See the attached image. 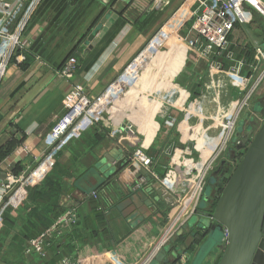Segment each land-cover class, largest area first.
<instances>
[{"label":"crops","instance_id":"1","mask_svg":"<svg viewBox=\"0 0 264 264\" xmlns=\"http://www.w3.org/2000/svg\"><path fill=\"white\" fill-rule=\"evenodd\" d=\"M125 1L43 0L39 4L23 35L27 47L26 60L20 66L9 65L0 84V195L6 175L34 166L48 150L53 137L68 124L71 113L65 110L63 102L74 86H80L88 100L98 97L140 54L149 39L183 0H171L165 5L155 0ZM250 2L257 13L264 14V7L257 0ZM109 11L118 14V18L100 39L89 45L86 43L87 37ZM242 32L245 33L236 25L231 37L235 46L242 47L246 43L242 39ZM156 44L150 47L152 53L140 58L143 65L141 73L128 87L127 93L113 96L103 110L100 121L67 143L69 150L73 146L88 145V142L98 145V150L99 142L110 132L122 134L126 141L127 127H130L134 134L128 139L132 147L138 146L161 161L164 157L162 155L157 158L159 151L169 139L173 142L172 161L192 162L193 157H196L194 148H198L196 144H201L196 130L198 122L194 118L183 125L182 109L188 106L195 109L198 105L205 116L220 118L229 111L238 92L231 87L224 74L216 76L211 73L208 62L176 36L162 35ZM69 55L76 58L77 69L71 79L65 80L59 78L56 72ZM206 126L207 122L199 128ZM110 141L113 146L109 156L118 160L122 157L121 149H117L115 141ZM67 152H63L59 158L60 163L67 162ZM117 153L119 157L115 156ZM103 158L99 163L108 166V158ZM96 162V159L90 161L81 157L74 161L73 166L79 164L85 171L97 165ZM166 165L160 163L161 176L166 175L163 171ZM95 174L93 178L81 180L79 187L71 186L67 192L70 197L67 196L63 201L64 208L74 210L76 215L79 212L81 229L86 228V222L89 226L93 221L91 206L95 202L90 200V193L106 180L104 172L102 174L95 169ZM133 176L126 175L123 182L133 183ZM143 193L147 191L144 189ZM124 197L129 198L114 204ZM130 197L129 193L124 192L119 196L99 195L98 200L102 204L98 209L107 214L105 216L112 220V224L114 221L120 225L117 212L126 202L133 203L135 199ZM25 199L11 211L21 209ZM160 205L161 211L166 210L165 204ZM157 215L155 211L143 223H138V214L136 220L127 224L130 232L124 237H118L115 243L87 238L85 235L74 244L76 257L89 258L99 252L114 249L127 262H134L137 255L150 250L145 239L158 227L148 223L151 222L149 220L155 221ZM115 232L119 236L120 231L116 229ZM30 240L26 238L24 241L25 249L21 259L24 257L31 260L30 255L25 253ZM22 263L26 261L23 259Z\"/></svg>","mask_w":264,"mask_h":264},{"label":"built area","instance_id":"2","mask_svg":"<svg viewBox=\"0 0 264 264\" xmlns=\"http://www.w3.org/2000/svg\"><path fill=\"white\" fill-rule=\"evenodd\" d=\"M42 1L0 0V84L6 76L9 65L20 66L25 62L27 47L23 41V35ZM170 1L155 0L160 5L169 4ZM257 1L261 4L259 0ZM249 7L253 8L250 0H183L162 24L159 31L149 39L140 54L98 97L88 100L83 95L82 88L75 85L63 102L65 110L71 113L68 124L53 137L48 150L34 166L27 167L17 174L6 175L0 195V229L3 227L5 213L19 206L20 202L25 199L28 187L41 183L45 179L57 153L89 126L96 125L100 121L103 110L113 96L127 93L128 87L141 73L143 65L140 63V58L152 53L150 47L156 46L157 40L162 35H174L208 62V69L211 73L216 76L224 74L231 87L238 92V97L230 104L229 111L220 118L205 116L198 105H193L195 109H190L189 106L182 109L184 114L181 122L183 125L188 124L191 119H197L198 128L196 130L199 133L198 140L201 144H196L198 147L194 148L196 157H193L191 163L185 161L174 163L171 159L173 142L168 139L157 157L163 155L167 159V165L164 167L165 176L156 172L159 162L157 159L145 153L140 147L130 145L128 139L134 135L130 127H127L128 139L126 141L121 136L122 134L116 132L107 134L108 138L115 141L117 148L121 149L126 163L112 183L99 193L91 192L90 197L98 199L99 195L101 197L115 194L114 190L119 195L123 192L130 194L154 185L159 189L160 198L167 206L165 222L145 239L150 250L137 255L134 262H127L116 250L111 249L89 258L75 260L67 258L58 263L152 264L158 254L189 224L195 212L199 210L200 202L205 198L204 191L209 175L224 159L232 142H235V145L239 144L240 139L235 140L234 136L239 128L240 118L250 111L253 100L261 94L260 90L264 86V51L261 48L264 42H251L254 48L251 62L241 60L227 67L217 62V59L223 55L226 61L231 62L234 51L230 48L229 39L236 25L243 27L251 22ZM76 69V58L68 56L56 74L61 79L69 80ZM206 122L205 128H199ZM239 156L236 157V163ZM126 175H134V182L131 184L123 182ZM75 222L74 210L66 211L42 234L28 241L25 253L46 258L47 248L52 240L71 229ZM226 239L225 233L223 240L225 243ZM187 260V255H181L179 264H186Z\"/></svg>","mask_w":264,"mask_h":264},{"label":"water","instance_id":"3","mask_svg":"<svg viewBox=\"0 0 264 264\" xmlns=\"http://www.w3.org/2000/svg\"><path fill=\"white\" fill-rule=\"evenodd\" d=\"M117 18L118 14L106 12L99 20V25L96 24L87 37L86 43L90 45L94 40L100 39ZM261 49L264 51V45ZM257 104L263 105L259 112L264 116L263 100ZM254 124L250 121L239 144H231V148L242 149L241 156L230 171L213 211L210 214H205L200 209L195 212L199 217L211 219L214 222L212 231L220 235L222 242L214 264H264V120L256 130ZM239 135L240 130L235 134V140L239 139ZM247 136V144L242 148V141ZM231 148L227 153L229 160L235 157V150ZM105 157L108 158L109 165L99 166L101 169L104 167L106 172L113 168L118 171L126 163L123 156L118 160L109 155ZM226 164L225 160L220 162L209 175L208 188H214L225 173L223 168ZM225 233L226 243L223 241ZM162 255L163 252H160L156 260Z\"/></svg>","mask_w":264,"mask_h":264},{"label":"trees","instance_id":"4","mask_svg":"<svg viewBox=\"0 0 264 264\" xmlns=\"http://www.w3.org/2000/svg\"><path fill=\"white\" fill-rule=\"evenodd\" d=\"M264 39V35H263ZM232 46H230L231 50L235 51V53L241 55V57H246L248 60L253 56L254 54V48L249 44H245L244 48L235 46L233 42L231 43ZM243 54V55H242ZM72 56V55H69ZM58 156V155H57ZM100 164V163H99ZM54 168V170H53ZM95 169L99 171V173L103 174V169L97 164L94 166ZM53 171V172H52ZM122 171V168L116 173L107 176L106 180L98 187L95 188V192L99 193L102 191L106 186H108L110 183H112L115 179V177ZM20 171L14 172L15 174L19 173ZM67 171H64V165L61 164L60 162L55 161L53 162V165L49 169V172L45 179L38 184L31 185L27 189V193L25 196V202L23 204V207L19 209L17 212L16 211H7L4 215L3 219V227L0 229V244L4 242L3 240L5 239H12L15 241L16 239L19 238V243L21 244L22 238H28L34 239L38 237V235L42 234L47 228H49L54 222L59 219L66 211L67 208L63 207V201L64 199L70 197V195L67 194L69 187V182L70 179H76L72 178L73 176L67 175ZM156 172L160 174V171H158L156 167ZM50 176L48 177V175ZM105 175V173H104ZM48 177V178H47ZM86 192H84V195ZM133 193H130L129 196H131ZM52 195L54 196L52 199ZM116 196V195H115ZM46 197V201L51 203H48L46 206L43 207L44 213H48L50 218L47 216H40L37 215V208L40 207L41 202L40 198ZM87 197V196H85ZM129 197H124V199L118 200V202H115L114 204L116 205L117 203H120L122 201H125ZM90 200L95 202L94 205L91 209V213H93V221L91 225L86 224V228L81 229V223L79 222V218H77L75 224L71 227V229L67 230V232L61 236L57 237L52 240L51 245L47 248V250L50 249V253H48V256L46 258H40L36 257L34 255H30V258L32 261H38V264H58L59 261L61 260V256L66 257L75 260L77 259L76 253L77 249L76 246H74L75 242L83 239V237L86 235L87 238H97L99 240H104V241H111L113 243L118 241V237H124L129 230V224L125 221L127 217L122 218L123 222V228H121L120 225H115V222L110 220L108 216H105L107 214H104L105 212L102 210H99L98 207L100 204H102L98 199H93L90 197ZM159 198H154L153 203H155L154 209L158 211L159 213L161 212V215L164 217V221L166 219V210L164 212L160 210V207L162 204ZM113 204V203H112ZM164 204V203H163ZM162 204V205H163ZM30 206H35L33 208L29 207ZM28 206L27 209L31 208V212L35 216L37 222L39 223L38 226L35 224H29L24 221L23 222V214L22 211H24L23 208ZM113 206V205H112ZM111 206V207H112ZM114 206L112 207V209ZM119 211V210H118ZM16 213V216L14 215ZM118 213V212H117ZM13 214V215H12ZM78 215V213H77ZM118 215V214H117ZM119 217V216H118ZM120 218V217H119ZM124 220V221H123ZM163 221V223H164ZM19 223V224H18ZM162 223V224H163ZM128 224V225H127ZM188 228L184 232H190L193 233V239H192V244L191 242H187L188 234L181 232L180 235H178L173 241L169 243V245L162 251L163 255L160 257L159 260H154L152 264H179V258L181 255H187L188 257H192L191 255L195 252L194 248V243L197 241V235L200 234V224L199 223H194V224H187ZM198 228L197 231H195V228ZM192 228V230H191ZM34 229L36 231L34 232ZM119 230V236H117V233L115 230ZM184 230V229H183ZM201 236V235H200ZM63 241V243H61ZM26 245V244H25ZM193 245V246H192ZM25 247L19 249L21 258L22 254L24 252ZM109 250V249H108ZM197 252V250H196ZM195 252V253H196ZM194 253V254H195ZM197 255V254H196ZM196 255L194 259H196ZM192 257V258H193ZM20 260V259H19ZM23 259L20 261L22 262Z\"/></svg>","mask_w":264,"mask_h":264},{"label":"rangeland","instance_id":"5","mask_svg":"<svg viewBox=\"0 0 264 264\" xmlns=\"http://www.w3.org/2000/svg\"><path fill=\"white\" fill-rule=\"evenodd\" d=\"M259 1L264 6V0H259ZM249 11L251 12V19L252 20H251V22L249 24H245L243 27H241L243 29V31L245 32V33L242 32V39L244 40V42H246V43L243 44L242 48H244L245 44L249 45L251 42H255V41H257V43L264 42V39H263V35H264V16L262 14L257 13L254 8H250ZM233 35H234V33L232 34L231 37H233ZM231 37L229 39L230 46H232L231 45V43H232ZM228 50H230V49L228 48ZM252 58L253 57H251L250 60H248L246 57H243V56L241 57V55L235 53V51H234V56H233L231 62L226 61L225 58H224V55L222 57H219L217 59V62L222 64L224 67H227L229 64H234V63H237V62H239L241 60H244L246 62H251ZM260 93L261 94L259 96H257L253 100V103L251 104V107H250V111L247 112V113H244L242 115V117L240 118L239 128H238V130H240L239 139L243 138L244 133L247 130L249 124H250V121H253L255 123L254 127L256 129L257 127H259L261 125L262 121L264 120V116L262 114H260V112H259V109L261 108L260 106L263 107V105L257 104L260 100H263V103H264V86L260 90ZM245 116H247V118ZM238 130H237V132H238ZM234 139H235V136H234ZM110 140L111 139L108 138V137H106L105 139H102L101 142H99L100 149H98V150H97V146L98 145H96V144L93 145V143L90 144L91 142L90 143L88 142V145H90V146H88L87 144L86 145H80V146H73L70 150L66 146V147H63L59 151L58 156L56 158V163L59 162L58 160H59V158L62 157L63 152L66 153L67 150H68V152H67L68 153L67 154V162L65 163V162L61 161V164L64 165V171H67L66 172L67 175L73 176L72 178H76V179H71V181H70L71 183H69V186L71 184H73L74 187H79V182H81V180H83L84 178H93V176L96 175L94 166H92L88 170L83 171L81 169V167L79 166V164H78V166L77 165L73 166L74 161L78 160L81 157L84 158V160H89L90 159V161L92 159L93 160L96 159L97 160L96 163H98V165H100L99 162L101 161V159L102 160L104 159L103 156L105 157V156L109 155L110 148L113 146V144L111 143ZM74 154H76L77 157L74 156ZM119 155H120L119 153L115 154L116 157H119ZM240 156H241V154H240ZM164 159L165 158H163V159L161 158V161L159 160V162L157 164L158 171L162 170V168L159 167L160 163H162V164H166L167 163V161L165 163V160H167V159H165V160ZM110 168H112V167H110ZM53 170H54V168H53ZM82 171H83V173H79V172H82ZM163 171H164V168H163ZM103 172H106L104 167H103ZM113 172H114V170H109L108 172H106L105 173L106 177L109 174L113 173ZM49 176H50V174L48 175V177ZM150 187L152 189L148 188V187L145 188V191H147V193H143L144 189L141 190V191L134 192L131 195V197H130L132 199H135L133 201V203L130 204V203L126 202V204H124V206L118 211L117 214L120 217L119 220H118V223L120 224L121 228H123V222L121 220L122 218L125 219V217H127L125 219V221L130 225V223H132L133 220L137 219L136 218L137 215L140 214V220L138 221V223L139 222L143 223V220H147L153 214V212L156 211L154 209L156 204L153 203L154 198L155 197L159 198L161 201L163 199L160 198L161 197V193H160L159 189L156 188V186L151 185ZM92 192H95V191H92ZM114 193H115L116 196H119V194L115 190H114ZM208 193H209V189H208V186H207L205 191H204V197H206L208 195ZM53 197L54 196L52 195V199H53ZM161 201H158V202H161ZM40 202H41L40 207L37 208V211H38L37 215L46 216V217L48 216L50 218V216H52V215H48V213L47 214L44 213L43 207L46 206L48 203H51V200H50V202H47L46 201V197H43V198H40L39 203ZM162 202L164 203V200ZM203 204H204V198L200 202V208L203 207ZM28 206L31 207V208L35 207V206H30V205H28ZM28 206L23 208L24 211H22L23 223L25 221V222H27L29 224H35V225L38 226L39 223L37 222L35 216L31 212V208L27 209ZM93 206H95L94 203L91 206V208ZM165 206H166V204H165ZM165 206H164V208H165ZM166 209H167V206H166ZM67 212H68V210H67ZM156 212L159 214V215H157V219L155 221L149 220V221H151L150 223L147 222L149 225H151V226H153L155 228L160 227L162 225L163 221H164V217L161 215V212L160 213L158 211H156ZM164 212H165V209H164ZM77 213H78V215H76V212H75L76 220H77V218L80 217L78 211H77ZM166 213H167V210H166ZM198 220H199V216L195 215L191 219V221L189 223L193 224L194 222H196ZM187 226L188 225H186L184 230H182L181 232H184L185 230L189 229ZM191 230H192V228H191ZM197 230H198V228L196 227L195 231H197ZM35 231H36V229H34V232ZM66 232L67 231L63 232L61 236H63ZM181 232L179 234H181ZM184 233L188 234V236H187L188 238H186L187 242H191V244H192V242H193L192 241L193 233H191V235H190V232H184ZM200 233H202V232H200ZM61 236H59V237H61ZM196 238H197V241L193 244L194 248H195L194 251L196 252V250H197V252H198L199 249H201V251H202L204 249L202 247L203 236H200V234H198ZM204 238H206V237L204 236ZM218 238H220V235L218 236ZM25 239H26L25 237L22 238L21 244L19 243V238L16 239L15 241H13L10 238H8L6 240L4 239L3 240L4 242H2L0 244V264H38V261H32V260H29V259H25L24 257H23V259L26 261V263H22L20 261L21 260V256H19L20 255L19 249H20V247L24 248ZM210 241H213L212 240V236L209 238L208 242H210ZM61 243H63V241H61ZM47 252L50 253V249L47 250ZM197 252L195 254L193 253L191 256L195 257ZM216 256H217V254L214 257L212 256V258H211L213 263H215V261H216ZM192 257H190V256L188 257V260H187L186 264H201L202 262H204V256L201 259H198V260H196V259H194V257L193 258ZM60 258H61V260L62 259H67V256L66 257L61 256ZM208 258H206V260Z\"/></svg>","mask_w":264,"mask_h":264},{"label":"flooded vegetation","instance_id":"6","mask_svg":"<svg viewBox=\"0 0 264 264\" xmlns=\"http://www.w3.org/2000/svg\"><path fill=\"white\" fill-rule=\"evenodd\" d=\"M250 137H251V135H250ZM247 141H248V136L245 137L244 141H242V145H241L242 148H244L246 146ZM231 150H235V157L232 160H229L227 158V153L229 150L226 152L224 159L221 160V161L225 160L227 162V164L223 168V171L225 170V173L221 176V178L219 179L217 184L214 186V188H208L209 193L204 198L203 207L199 208L205 214H210L213 211V208L216 204L217 198H218V196H219V194H220V192H221V190H222V188H223V186H224V184L228 178V175H229L230 171L232 170V168L235 166L236 157L239 156V154L242 152V149L236 150L234 148H231ZM219 165H220V163H219ZM194 223H200L201 224L200 225V229H201L200 232H202V233H200V235L203 236L202 247L204 248L202 251H201V249L198 250L197 255H196V260L201 259L204 256V262H202L201 264H214L212 262L211 258H212V256L214 257L216 255V253L219 252V249H220L219 246L221 245V242H222L218 238L219 234L217 232L212 231V226L214 225V222L211 219H205L203 217H199V220L194 222ZM204 236L206 238H204ZM211 236H212L213 241L208 242L209 238ZM206 258H208V259L206 260ZM216 258H217V256H216Z\"/></svg>","mask_w":264,"mask_h":264}]
</instances>
